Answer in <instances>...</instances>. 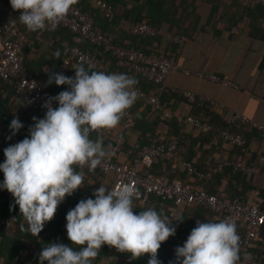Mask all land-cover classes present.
Listing matches in <instances>:
<instances>
[{"label": "clouds", "instance_id": "1", "mask_svg": "<svg viewBox=\"0 0 264 264\" xmlns=\"http://www.w3.org/2000/svg\"><path fill=\"white\" fill-rule=\"evenodd\" d=\"M75 3L10 0L13 10H21L19 22L33 32L54 29ZM55 56L59 59V51ZM74 70V77L49 76V84L67 85L68 89L45 101L44 117H33L29 135L7 146L0 163L4 174L0 190L10 192L13 206H19L27 224H21V230L35 236L54 218L65 198L82 187L83 168L94 171L111 157V145L105 146L102 136L93 139L91 134L115 128L138 98V81L126 73L94 71L83 64ZM9 127L15 135L24 125L13 118ZM93 195L80 200L66 215L68 239L79 248L49 243L39 255L40 264H93L104 245L132 259L147 254L148 264H162L157 254L161 244L176 233L173 219L152 207L135 211L136 189L131 185L112 190L101 184ZM239 239L231 219L197 221L183 246L176 248L175 264H237Z\"/></svg>", "mask_w": 264, "mask_h": 264}, {"label": "crops", "instance_id": "2", "mask_svg": "<svg viewBox=\"0 0 264 264\" xmlns=\"http://www.w3.org/2000/svg\"><path fill=\"white\" fill-rule=\"evenodd\" d=\"M106 1L109 2L108 0ZM178 1L180 2V0H168L167 5L170 8L172 4L173 7V5L175 6L174 2L178 4ZM20 14L21 10H17L15 19L24 29L28 38L34 43L33 48L25 49L26 65L56 96L61 91L67 90L68 86H57L54 82L49 84V76L52 73H58L62 62L61 55L65 48L73 43L72 39L62 29L50 31L46 28L36 32L30 31L19 22L18 17ZM3 15H6V13ZM165 19L167 21L165 22L166 26H164L165 32L162 33L160 31L157 35H163L159 42L156 43V41L152 42L151 40L148 41L147 38H142L138 39L137 44L141 47L143 40L145 48L149 51L157 50L167 54H174L179 68L170 73L166 86L176 92L191 90L198 96H207L225 107L241 112L257 123L264 125V4L257 3L256 0H251L248 5H244L242 0H181L180 9L165 14ZM173 19L181 20V27L176 26L173 23ZM107 31L114 33L118 41L128 42L129 40L128 33L119 31L116 25L111 24ZM168 31L182 34L185 39L178 44L168 42L165 39V34ZM57 51L60 53L59 59L55 56ZM75 67L72 66L69 77H74ZM184 69L213 73L226 79L229 83L214 82L194 74H186ZM153 91L150 89L149 92ZM153 93L156 94L155 92ZM158 95L159 99L165 98V102L168 104L172 102L176 105L181 104L176 102V100H172L173 95L170 92H165L164 96L158 92ZM203 101H207L205 104L210 109L225 115L222 109L215 107L210 101ZM193 111L191 110L189 114L195 115L196 112L194 109ZM201 113L203 115L202 111ZM140 114L137 109L136 115ZM202 115L196 116L204 117ZM33 117H37V115L30 114L27 111L25 102L15 93L14 85L0 81V163L5 160L4 149L7 146L22 141L29 135V127L34 124ZM13 118H18L24 125L15 135H12L9 127ZM234 123L235 126L244 129V132L241 133L249 140L248 156L244 158H246V162L252 168L255 167L257 169L255 182L264 189V178L261 177V171L258 170V156L264 153V131L238 121H234ZM110 130V134L93 132L91 136L93 139L97 135L102 136L105 146L111 145L112 148L116 140L114 137L115 133L118 131L123 132L124 143L116 157L119 162L130 160L138 151L140 144L146 140V138H142L143 133L137 128L126 129L122 117L119 124ZM192 130L191 124H181L178 134L180 139L187 135L185 131L190 135L193 133ZM10 136L11 139H9ZM188 141L190 142V140ZM222 142L220 137H216L213 143L209 142L207 146L213 147L215 144L220 145ZM200 145L201 142L192 144V148L195 151L193 160L195 161L199 157ZM224 146V149L221 148L218 151L211 152L209 158H214L218 162L224 156L239 158V156L244 155L237 152L238 148L234 150L231 145L224 144ZM186 149L187 147H183L182 150ZM77 171H80L79 167H77ZM83 171L85 175L82 187L72 196L65 198L58 206L54 218L44 225L43 230L36 239L29 232L22 231L21 224L15 223L16 217L14 213L5 217H14V225L8 227L0 223V258H3L4 264H40L39 255L44 246L49 243L65 244L68 242L66 231V215L68 211L73 209L82 199L95 198L93 193L101 184L112 189L115 179L112 173L105 174L98 170L89 171L84 168ZM152 171L155 174L161 173L159 165H156ZM175 175V178L182 180L188 181L190 179L181 170H178ZM228 178V175H224L223 184L228 182ZM3 179L4 174L0 172V182ZM209 182L210 185L207 184L208 190L216 185L215 189L218 188V184L214 179ZM195 183L204 185L206 182H202V179H200L196 180ZM234 184H237L236 180ZM258 192L259 190L252 191V194L256 195ZM14 204L12 194L6 189L0 190V217H2L1 214H6L9 208L20 212L19 206H13ZM169 204V202L161 201L154 195H146L142 199L134 198V208L137 212L152 207L164 213ZM178 217L183 219V221H180V225L183 227V231H186L187 237L191 230L196 227L197 221L202 223L206 222V219L219 221L211 209L197 205L180 207ZM24 223L26 224L25 219ZM25 227H27V224ZM30 235L32 236L30 237ZM18 240L20 241L18 242ZM254 242L255 251L261 254L259 264H264V229ZM71 246L79 248L78 245ZM171 248H173L172 243L168 239L161 244L157 255L162 264H175V260L172 259ZM148 259L149 255L147 254L140 258L132 259L129 254L120 253L114 247L104 245L101 247L99 256L93 261V264H148Z\"/></svg>", "mask_w": 264, "mask_h": 264}, {"label": "built area", "instance_id": "3", "mask_svg": "<svg viewBox=\"0 0 264 264\" xmlns=\"http://www.w3.org/2000/svg\"><path fill=\"white\" fill-rule=\"evenodd\" d=\"M96 5L104 14L109 17L113 14V5L106 0H88ZM251 0H242L244 5H248ZM263 3L264 0H256ZM5 0H0V81L11 83L15 86V93L23 99L30 114H36L37 118H43L47 109L43 107L45 101L55 95L42 83L34 73L27 67L25 61V49L32 47L28 36L20 27L11 22H3V14L14 15L12 7L6 8ZM6 10V11H5ZM64 26L76 32L79 40H88L97 47H104L115 57L118 65L129 73L141 75L147 80L161 86H166L170 73L179 68L178 61L174 54H167L157 50L144 51L136 46H124L115 42V35L103 30L95 23L94 16L89 12H84L76 5H73L67 15L60 21L58 26ZM56 26V27H58ZM55 27V28H56ZM51 28V27H48ZM53 29V28H51ZM128 32L141 38L155 37L160 33V28L147 21L133 22L130 24ZM168 42L180 43L185 36L174 31L165 34ZM74 60L87 66L91 65L94 71H104L111 73L110 66L98 53L90 52L80 45L71 47V55L64 57L59 67L58 73L70 75ZM186 74H194L198 77L214 82L228 84L226 79L213 73L191 71L184 69ZM137 100L153 106L161 107V101L156 94L136 86ZM188 99L208 100L215 107L222 109L227 117L233 121H239L251 125L260 131H264V125L250 119L247 115L234 111L229 107L210 99L207 96H198L191 90L177 91ZM58 105L54 102L53 107ZM164 116L176 118L177 121L192 124L199 131L204 133H217L223 142L231 146L246 145L247 138L239 131L226 129L217 126L215 123L204 121L194 114H183L174 109L166 108ZM135 113L130 107L122 115L123 124L126 129L133 126ZM101 134H110V129L99 130ZM115 143L111 148V157L105 159L101 166L95 170L103 173L114 174L112 190H119L122 186L131 185L136 189L135 199H142L144 196L154 195L161 201L169 202L164 215L173 220L171 223L176 227L174 236H170L173 251L178 246H183L187 236L180 229L178 217L180 207L185 205L205 206L211 209L218 220L231 219L236 223L239 239L240 259L238 264H256L261 259V254L255 251V240L264 229V209L254 201L236 198L232 201L221 200L216 194L211 193L207 188L200 187L191 182H186L180 178L168 179L165 174H155L150 168L163 158H170L172 152L178 147L177 139H167L162 137L159 142L145 145L138 155L131 162H119L116 157L119 154L123 143L124 134L121 131L115 133ZM258 163L261 174L264 177V153L259 154ZM180 169L189 174H197L196 167L192 161L178 160ZM233 166L235 169L249 173L253 168L241 160H234L228 156L218 160V168L223 169ZM166 164L163 166V170ZM84 169H88L87 166ZM89 170V169H88ZM200 177L204 175L198 173ZM210 173L205 175L209 177ZM2 224L11 227L14 225V217L2 219Z\"/></svg>", "mask_w": 264, "mask_h": 264}, {"label": "trees", "instance_id": "4", "mask_svg": "<svg viewBox=\"0 0 264 264\" xmlns=\"http://www.w3.org/2000/svg\"><path fill=\"white\" fill-rule=\"evenodd\" d=\"M108 1L110 4L113 5V8H114L113 14L109 17H107L101 9H99L96 5L90 3L88 0H77V3H75L74 5L80 7L82 11L84 12L91 13L95 18L96 25L101 27L103 30L107 31L112 24V25H116L119 31L121 30V32L128 33V36H129L128 42L118 41V39H116L115 37V42L117 44L121 43L120 45H124V46L134 45L137 48H140L147 52H149V50L145 48L144 46L145 42H143V40H142L141 47H139V45L137 44L138 39H142V38L140 36L132 35L128 32L130 24L133 22L147 21L148 23L158 26L160 28V31L164 33L165 32L164 26H166L165 22H167L165 19V14H168L171 11H177L180 9V6H181V0L180 2L178 1V4L174 2L175 6L173 5V7L171 4L170 8L167 5L168 0H108ZM5 2H6L5 9L8 7H11L10 1L5 0ZM14 12L15 13L13 16H8L7 14L3 15L2 17L3 22H11L14 25H17L18 27H20L21 30L25 33L24 29L19 25V23L15 19L17 10H14ZM173 23L176 24V26L181 27V20L173 19ZM47 29H49L50 31H56L58 29H62V31H65L67 36L71 37L72 39L73 43L69 44L65 48V51L61 55L62 56L61 60H63L64 57L71 55L72 46L80 45L81 47L85 48L86 50L90 52L100 54V56L104 59V61L110 66L111 72L126 73L129 76L134 77L138 81V84H137L138 87H141L147 91H150V89H152L154 90L153 92H155L157 95H158V92L162 96L165 95V92H170L173 95L172 100L174 101L176 100V102L181 103L178 105L174 104L173 102L168 104L165 102V98H164V99H160L161 107L158 108V107H153L143 102L142 100H136V102L131 107L135 113L134 123L131 128H137L139 131H141L143 133L142 138L143 139L146 138V140L144 143L140 144L136 154L132 156L130 160H126L124 162H131L138 155V153L141 151V149L145 145L159 142L162 137H165L167 139H177L179 142L178 147L174 152H172L170 158L161 159L158 163L154 164L150 168L151 171L156 165H159L161 173H156V174H165L168 177V179H174L176 176L175 174L178 172V170L179 171L181 170L190 177L188 181L183 179L184 181L191 182L195 185H198L195 183V181L202 179V182L204 181L206 182L205 183L206 186L205 184L204 185L199 184L198 186L205 187V188H207V184L210 185L209 181L214 179L216 183L218 184V188L215 189L217 186L216 185V186L211 187L209 191L211 193L216 194L221 200L232 201L236 198L245 199V201L255 200V202L262 209H264V189H262L258 185V183L255 182L256 175L258 172L257 169H255V167L249 173H245L241 170L235 169L233 166H227V167H224L223 169H219L218 162H216L214 158L212 159L209 158L210 154L213 151H218V149L225 147L224 144L225 145H228V144L225 142H222L220 145L215 144L213 146V144H211L213 147L207 146L208 145L207 143L209 142L213 143L214 138L220 137L218 132L217 133H213V132L204 133V132L199 131L198 128H196L194 125L191 124L193 127V130H192L193 133L189 135L185 131V134L187 135H185L184 138L180 139V136L178 135L180 132V126L181 124H184V123L178 122L176 118L165 117L164 110L166 108H171V109H174L176 112H181L183 114H189L191 110L193 111L194 109L196 112L195 115H202L201 113L202 111L203 112L202 116L204 117H201V116L200 117L204 121L215 123L217 126L222 127V128L244 132V129L242 127L235 126L234 121L230 117H227L226 114L222 115V113L216 112L215 110L207 107V105L205 104L207 103V101H202V100L200 101L199 99H193V100L188 99L182 94H180L179 92L172 91L167 86L157 85L147 80L141 75H135L133 73L127 72L125 69H123L122 67L118 65L115 57L110 51H107L104 47H97L95 44H93L92 42L88 40L78 41L77 39L78 35L76 34V32L70 30L67 27L59 25L58 27L54 29H51L48 27ZM146 38L148 39V41L149 40H151L152 42L156 41L157 43L161 40V38H163V35L161 34L159 36H155L152 38L151 37H146ZM30 41L32 43V47H27V48L34 47L33 41L31 39ZM80 64H83V63H78L74 60L73 66H77ZM83 65L86 68L88 67L85 64ZM137 109L141 113L140 115H136ZM187 140H190V142L189 141L187 142ZM196 142H201L199 157L197 161L193 160L195 151L192 148V144ZM248 143H249V140L247 139L246 145L244 146H232L234 150L238 148L237 152H239V154H244V155L239 156V158L237 157V158H231V159L241 160L245 164L249 165V163H247L245 160L248 156L247 154ZM183 147L184 148L187 147V149L183 151L182 150ZM179 159H182L185 161H192L196 167L197 174H189L187 171L180 169V167L178 166ZM164 164H166V168L163 170ZM258 170H260V167ZM198 173L204 176L200 177ZM208 173H210V176L205 177V175H207ZM224 175L226 176L228 175L229 177L228 182L225 184H223L222 182ZM261 177L264 178L262 174H261ZM235 180L237 181V184H234ZM256 190H259V192L256 195L255 194L253 195L252 191H256ZM12 213L15 214L16 224H25L23 215L20 212L15 211L13 208H9L6 214L5 213L1 214L2 217H0L1 218L0 223L3 218H5L6 216ZM180 229L182 232H185V235L187 234L186 231H183V227L181 225H180ZM31 236L32 235H30V237ZM34 237L35 239L37 238V236L35 235ZM19 241L20 240H18V242ZM19 245L21 246L20 243ZM65 245L70 246L71 241L68 239V242L65 243ZM171 251H172V259L175 260V251H173V248H171ZM239 254H240V249H239ZM259 262H260V259L258 260L256 264H259Z\"/></svg>", "mask_w": 264, "mask_h": 264}]
</instances>
